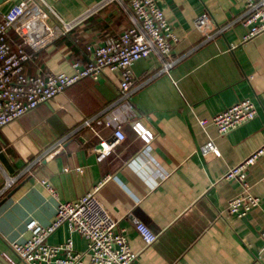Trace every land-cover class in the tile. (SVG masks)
<instances>
[{"label":"crops","instance_id":"obj_1","mask_svg":"<svg viewBox=\"0 0 264 264\" xmlns=\"http://www.w3.org/2000/svg\"><path fill=\"white\" fill-rule=\"evenodd\" d=\"M160 6L178 37L167 71L153 52L133 64L136 86L128 98L121 97L120 72L105 70L0 129V264H26L11 244L30 236L31 219L48 225L59 203L92 192L141 264H264V155L249 169L250 192L261 204L248 215L227 212L243 188L225 179L264 144V33L243 41L242 0H161ZM205 12L223 31L210 40L195 26ZM4 14L15 21L11 45L26 41L28 74H72L75 63L83 68L97 46L133 23L119 2L108 0H6ZM246 98L256 105L254 120L225 135L200 125ZM115 123L126 139L98 161L95 129L112 139ZM136 123L154 133L150 144L134 131ZM210 139L218 150L204 155ZM8 179L15 182L5 190ZM138 221L158 234L155 243L146 246ZM68 235L63 225L48 242ZM73 238L76 250L86 249V239Z\"/></svg>","mask_w":264,"mask_h":264},{"label":"built area","instance_id":"obj_2","mask_svg":"<svg viewBox=\"0 0 264 264\" xmlns=\"http://www.w3.org/2000/svg\"><path fill=\"white\" fill-rule=\"evenodd\" d=\"M117 1L130 14L132 25L104 45L97 46L83 68L75 63L72 74H28L26 69L32 56L26 49V41L12 46L9 34L15 21L6 14L0 18V129L81 80L89 77L98 80L105 70L120 72L121 97L128 98L136 86L133 64L149 57L153 52L163 60V70L167 71L174 64L171 53L178 37L160 6L161 0ZM242 1L245 5L242 23L248 28L243 41H248L264 33V0ZM195 26L206 40L223 32L222 28L213 27L207 12L195 18ZM70 27V24H65L63 28L66 31ZM256 116L255 103L246 98L220 111L211 120L200 119L199 123L205 130L208 124H212L220 135H225L254 120ZM97 123L112 125L111 121ZM85 124L92 125L90 120ZM114 126L112 139L101 137L95 129L100 137L95 147L98 161L109 157L115 146L126 139L123 125L115 123ZM133 129L148 144L154 139V133L141 123L133 125ZM217 150L212 139L202 147L204 155L216 153ZM263 155L264 144L227 171L225 179L238 181L243 188V192L228 204L227 212L230 215L244 217L260 206L261 198L250 192L248 173L250 167ZM76 170L82 172L81 167ZM14 182L13 179H8L5 190ZM63 225L68 227V237L59 244H50L49 237ZM116 225L115 219L105 211L92 192L77 201L59 203L55 216L48 225L31 219L26 224L30 236L24 241L13 242L11 248L26 264H141L139 253L133 250L127 236L116 230ZM136 229L146 246L158 239V234L144 222L138 221ZM74 234L86 239V249L76 250ZM261 237L264 239V228Z\"/></svg>","mask_w":264,"mask_h":264},{"label":"water","instance_id":"obj_3","mask_svg":"<svg viewBox=\"0 0 264 264\" xmlns=\"http://www.w3.org/2000/svg\"><path fill=\"white\" fill-rule=\"evenodd\" d=\"M6 0H0V5L2 4V3H4Z\"/></svg>","mask_w":264,"mask_h":264},{"label":"rangeland","instance_id":"obj_4","mask_svg":"<svg viewBox=\"0 0 264 264\" xmlns=\"http://www.w3.org/2000/svg\"><path fill=\"white\" fill-rule=\"evenodd\" d=\"M115 2H119V1H117V0H114Z\"/></svg>","mask_w":264,"mask_h":264}]
</instances>
